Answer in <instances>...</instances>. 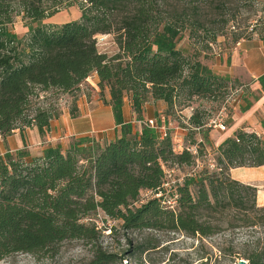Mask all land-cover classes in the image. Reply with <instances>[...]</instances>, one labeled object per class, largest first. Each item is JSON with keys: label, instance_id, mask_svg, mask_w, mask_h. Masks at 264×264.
<instances>
[{"label": "trees", "instance_id": "obj_1", "mask_svg": "<svg viewBox=\"0 0 264 264\" xmlns=\"http://www.w3.org/2000/svg\"><path fill=\"white\" fill-rule=\"evenodd\" d=\"M38 1L23 0L24 15L30 21L47 14ZM7 2L0 0V137L23 126L35 127L44 135L59 112L33 105L32 99L49 90L78 91L93 73L98 77V96L110 105L120 134L104 144L73 137L66 149L47 146L37 156L24 148L0 154V259L15 252L54 253L61 242L79 239L94 246L88 264L118 262L122 254L104 251L98 245L97 225L85 221L98 211L119 220L124 230L207 237L221 228L207 216L227 209L241 213L232 227H264V205L256 203L257 187L229 175L234 167L264 165V136L240 128L226 137L217 146V169L186 177L176 186L177 198L170 206V194L161 186L164 168L169 167L167 162L190 164L193 154L186 148L177 150L168 131L162 134L146 124L133 131L123 116L125 97L137 119H142L149 100L163 101L168 114L181 99L212 97L227 87L229 77L215 74L198 60L188 61L177 47L182 32L194 38L207 30L200 0L185 1L165 17L159 0H86L77 20L29 24L24 37L7 27L11 22ZM212 2L220 16L231 9L226 22L236 34L235 42L241 38L240 10L256 11L249 32L264 42V0ZM114 12L119 17L116 26L109 17ZM111 30L116 31L118 51L107 55L97 49L95 35ZM257 79L264 88V73ZM76 99L75 95L71 117L77 115ZM189 123L190 129L204 124L196 113ZM261 126L264 129V120ZM146 191L160 194L146 195ZM157 246L156 240L145 238L134 252L141 257ZM227 250L247 264H264V238L247 240L241 247H220L222 253Z\"/></svg>", "mask_w": 264, "mask_h": 264}, {"label": "rangeland", "instance_id": "obj_2", "mask_svg": "<svg viewBox=\"0 0 264 264\" xmlns=\"http://www.w3.org/2000/svg\"><path fill=\"white\" fill-rule=\"evenodd\" d=\"M185 1L188 0H159L160 12L165 17L172 9L182 5ZM7 3V12L11 17V22L7 24V27L10 31L16 33L18 37H24L29 24L33 26L40 23L61 24L77 20L81 15V4L85 2L84 0H40L37 2L38 7L45 9L47 14L38 21H30L25 17L23 0H8ZM199 3L202 6L201 13L202 15L205 14L204 18L207 19V30L200 31L198 36L194 38L190 37L187 32H182L177 47L188 61L198 60L215 74L229 77L227 87L222 89L220 94L212 97L193 96L181 99L180 102L177 101L175 106L168 111L169 119L167 117L161 118V113L157 111L155 101L149 100L144 104L142 119H137L127 99L125 100L127 103L124 102L129 109V119L133 131H140L143 125L141 121L152 118L154 123L158 124V131H168L170 133L177 150L196 144L199 138L204 141L197 144L196 154H193L194 157L190 164L177 165L167 162L169 166L167 169H174L173 177L175 179L182 177L183 180L193 172L197 174L204 169L209 171L217 169L216 145L232 135L237 129L242 128L264 136V129L261 126V121L264 120V88L257 79L258 76L264 73V42L257 34L249 32L251 27L249 25L251 23L250 18L254 17L256 11L244 8L240 10L238 26L241 38L235 42L233 38L236 34L230 31V27L227 26L229 23L226 22V18L232 14L231 9H227L226 14L220 16L214 10L215 3L212 0H200ZM228 7L232 6L228 5ZM114 14H110L109 17L116 26L119 17L117 12H114ZM99 34H105V38L104 40L101 39V44H97V49L107 55L116 53L118 51L115 42L116 31L111 30L97 35ZM90 85L89 82L85 81L80 87L83 92L91 93ZM80 90L71 93H62L57 90L40 92L43 93V96L39 99L33 98L32 103L33 105L50 107L52 110L58 111L59 115L68 112L71 116L72 99L76 95L75 103L77 104ZM104 94L107 95V92L105 91ZM90 97L93 99V96ZM166 109L165 107L162 113H165ZM221 111L224 115L225 130L207 125L200 129L189 128V117L192 113H196L202 122L206 124ZM101 119L105 128L111 126L114 123L112 110L108 109L102 112ZM53 120L54 118L51 121L53 122ZM33 128L23 126L21 130L15 129L10 134L18 133L21 137L20 131H22L26 140L21 144L17 140L13 141V138H10L7 142L0 137V152L4 153V148H14L19 143L20 148H24L30 156L40 155L42 152L41 145L31 137V129ZM113 133L116 136L119 135V127L113 131L92 133L80 137L94 139L100 144H104L114 137ZM71 138L69 137L68 141ZM58 141L54 140L42 144L47 146L53 143V145L61 147ZM64 144L67 145L68 142H64ZM208 158L214 159L215 168L209 165ZM197 159L200 163L198 167H196ZM261 171H264V167H234L229 170L231 178L258 187L257 196L259 198H256L258 205H261L259 203L262 200L264 201V173ZM142 196L144 199L148 198V196H144V193ZM207 217L211 223L221 225L216 233L207 237L190 236L180 231L124 230L119 220L111 219L101 211L92 214L85 221L91 220L97 225L100 230L98 245L104 251L119 256L122 254V259H117L118 262L110 264H235L237 259L241 257L228 253L229 250L222 253L220 251L221 246L233 244L236 247H241V244L247 240L264 238V227H232L231 222L235 223L234 219L241 217V213L234 209H227L222 214L213 213ZM145 238L156 240L158 246L144 252L139 257L134 249ZM93 254L94 246L91 243L79 239H68L61 242L54 253L36 256L30 253L15 252L2 257L0 264H88Z\"/></svg>", "mask_w": 264, "mask_h": 264}, {"label": "crops", "instance_id": "obj_3", "mask_svg": "<svg viewBox=\"0 0 264 264\" xmlns=\"http://www.w3.org/2000/svg\"><path fill=\"white\" fill-rule=\"evenodd\" d=\"M97 81H98V77L95 73L91 74L86 82H89L90 85V91L91 93L87 92H83V89L80 87V96H79V100H77V115L75 117H71L69 116L68 112L63 113L62 115H59L57 118H54L53 122L50 121V126H49V130L44 134V135H40L37 132V129L34 127L33 129H31V137L33 138V140L37 141V143L39 145H41V150H43L45 147L47 146H55L53 145V143H51L50 145H43L42 143H50L51 141H58L61 144V149L64 150L66 149V147L68 146V144H64V142H68L69 137H80V136H87L90 135L92 133L98 134V133H103L109 130H115V128L119 127L117 125H115V122L105 128L104 124L102 123V119H101V114L102 112L107 111L108 109H111L110 105L108 104H104L102 102V100L99 98V96L97 95V92H99V88L97 87ZM90 96H93V99H91ZM106 99L109 98V95L107 93V95H105ZM127 98H124V102L127 103V101H125ZM128 100V99H127ZM156 103V108L157 111L160 114L161 118H165L168 117V115L166 113H162V111L164 110V108L166 107L165 103L161 100H157L155 101ZM123 104V116L125 121H130L129 117H130V113H129V109L127 107V104ZM128 104L129 100H128ZM101 113V114H100ZM150 119V118H149ZM152 119V118H151ZM134 120V119H133ZM136 121V120H135ZM183 129V128H182ZM181 129V130H182ZM162 134L165 133V131L161 132ZM24 136V135H23ZM112 138H110L109 140L113 139L116 137V135L113 133ZM10 138H13L12 140H17L20 144L23 143L21 137H19L18 133H13L12 135L6 136L5 139L7 142L10 140ZM181 139V138H179ZM24 140H26V137L24 136ZM2 141V139H1ZM15 146L14 148L10 147L8 148H4L3 152L9 150V151H13L16 150L18 148L21 147V145ZM218 146V144L216 145ZM0 154H3L0 152ZM244 167V166H241ZM259 167V166H257ZM260 167H264V165H261ZM233 168H231L232 170ZM262 173H264V171H261ZM257 187V186H256ZM258 188V187H257ZM258 191V189H257ZM259 198V196H256V198ZM259 204H264V201L262 200L261 203Z\"/></svg>", "mask_w": 264, "mask_h": 264}, {"label": "built area", "instance_id": "obj_4", "mask_svg": "<svg viewBox=\"0 0 264 264\" xmlns=\"http://www.w3.org/2000/svg\"><path fill=\"white\" fill-rule=\"evenodd\" d=\"M86 0H84L85 2ZM105 38V34H99V35H95V40H96V46L97 44H101L102 41L101 39L104 40ZM141 123L143 124H146V125H150V126H153V127H156V128H159L157 124L154 123V120L153 119H147L146 121H141ZM213 126L215 128H218L220 130H225L226 129V126L224 124V115L222 113V111L216 115L213 119H210L208 121V123H204L202 126H198V127H194L193 129H199V128H202L203 126ZM204 142L201 138L198 139V141L196 142V144L194 145H190L188 147H185L187 150H189L192 154H196V149H197V144L199 143H202ZM209 160V165L212 166V167H215V164H214V159H210L208 158ZM199 160L197 159L196 160V167L199 166ZM173 168L171 169H167V168H164V180H163V183L161 184L162 188L166 191V193H169L170 196L167 198V203L170 205V206H173V204L175 203V199L177 198V193H176V186L181 184L182 183V180L183 178H179V179H175L173 177ZM195 172H193V174H189V176H192L194 175ZM146 195L147 194H155V195H159L160 193H154V191H146L145 193Z\"/></svg>", "mask_w": 264, "mask_h": 264}, {"label": "water", "instance_id": "obj_5", "mask_svg": "<svg viewBox=\"0 0 264 264\" xmlns=\"http://www.w3.org/2000/svg\"><path fill=\"white\" fill-rule=\"evenodd\" d=\"M235 264H247V260L244 258H238Z\"/></svg>", "mask_w": 264, "mask_h": 264}]
</instances>
